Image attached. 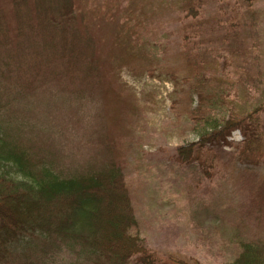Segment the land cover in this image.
<instances>
[{"label": "rangeland", "instance_id": "374dc122", "mask_svg": "<svg viewBox=\"0 0 264 264\" xmlns=\"http://www.w3.org/2000/svg\"><path fill=\"white\" fill-rule=\"evenodd\" d=\"M11 1H0L7 23L14 10ZM33 1L26 0L24 5L34 8ZM74 1L84 9L73 10L76 33L67 30L64 35L54 31L49 36H29L10 22L5 32L7 40L0 41V76L7 73L6 63L11 69L7 74L10 87L20 90L10 98L16 104L11 115L14 119L20 116L25 123L21 140L26 145L36 142L44 149L53 148L61 171L114 158L122 168L137 221L135 232L161 264H232L239 240L264 242V147L260 152L239 156L244 136L234 129L226 142L206 141L196 153L198 158L190 162L175 158L177 148L196 143L199 134L207 131L193 130L186 116L196 104L195 95L185 94V85L179 79L173 82L164 77L165 70H176L177 65L180 71L186 64L173 45L182 37L177 18L181 0ZM234 1L206 0L201 9L207 18L213 11L224 12L219 17H227L235 5L242 9L235 13L240 29L238 42L230 48L226 44L227 49L216 58L221 62L226 58L223 69L221 62H212L210 54L199 49H193L192 59H205L204 73L215 70L223 75L217 88L225 90V99L233 101L218 115L226 118L239 108L248 114L256 107L253 116L257 124L252 125L264 136V0H255L250 6ZM49 8L58 11L54 2ZM44 15L55 22L51 14ZM202 26V33H207L218 47L216 32L206 31L205 23ZM64 36L74 40L75 57L80 59L85 52L97 56V71L80 83H75L79 71L63 74L67 82L73 80L67 90L62 86L57 89L51 79L49 83H31L24 89L29 92L22 95L20 86L13 84L26 66L11 56V61L3 58L16 55L26 43L37 51L47 47L49 54H58ZM86 58L84 63L90 65ZM105 65L109 66L107 73ZM256 72L259 80L249 87L248 96L241 97L240 86L233 80ZM9 82H4L6 87ZM172 99L178 104L171 103ZM45 258L52 264H69L75 259L67 251L53 252Z\"/></svg>", "mask_w": 264, "mask_h": 264}, {"label": "trees", "instance_id": "16d2710c", "mask_svg": "<svg viewBox=\"0 0 264 264\" xmlns=\"http://www.w3.org/2000/svg\"><path fill=\"white\" fill-rule=\"evenodd\" d=\"M205 1L184 0V5L181 0L177 5L178 30L182 32V37L173 41V45L178 47L182 63L186 64L180 71L177 65L176 70H165L164 76L173 82L175 78L179 79L185 85V94L195 95L196 104L190 107L186 116L192 122L193 130L198 133L207 130L199 134L196 143L177 148L175 158L186 163L198 158L196 153L206 141L221 139L226 142V136L234 129H239L244 136L239 156L260 152L264 147L262 130L252 125L257 124L253 116L257 108L248 114H243L244 108H239L228 113L226 118L225 115H218L233 101L225 99V90L217 88L223 75L216 74L215 70L211 74L204 73L205 59L201 62L192 59L193 49H199L204 54H210L211 61L217 64L221 61L216 58L227 49L226 44L230 48L239 40L237 34L240 29L235 13L242 9L235 5L227 17H219L224 12L213 11L207 18L205 11L201 10ZM253 1L235 0L234 3L250 6ZM53 2L57 4L58 11L49 8ZM24 3L26 0L19 3L11 1L14 10L11 9L10 16L8 14V23L2 18L4 13H1L3 8L0 4V41L7 40L5 32L10 22L25 29L29 36L36 33H48L49 36L54 31H61L64 35L67 30L76 33L73 10L84 11L74 0H34V8ZM44 14L54 16L55 22H50L52 19ZM204 23L206 31L216 32L217 43H220L218 47H214L207 33H202ZM61 38L59 46L62 52L58 54L55 51L49 54L47 47L37 51L35 46L29 47L26 43L21 45L16 55L9 54L3 58L11 61V56L16 63L26 66L17 73L16 84H13L20 86L22 95L29 92L24 89H28L31 83H49L51 79L57 89L62 86L63 90H67L73 80L67 82L63 74L79 71L75 83H80L83 77L97 71L98 58L94 53L85 52L80 54L79 59L72 52L74 40H67L65 36ZM43 42L46 44L45 40ZM50 42L58 45L53 40ZM85 56L90 65L84 63ZM225 59L221 62L222 69ZM77 60L81 61L79 65ZM4 65L7 73L0 76V264H52L46 262L45 257L57 251H67L75 257L69 264H161L135 232L137 221L122 168L114 158L103 159L95 165H72L68 170L61 171L58 170L53 148L44 149L36 142L26 145L21 140L25 123L20 116L14 119L11 115L16 104L10 98L12 95L16 97L20 90L10 87L11 77L7 74L11 73V69L6 63ZM107 67L104 66L106 73ZM113 71L116 72L115 69ZM258 76L259 72L245 73L233 80L240 86L241 97L249 95V87L259 80ZM4 82H9L7 87ZM1 89L4 91L1 92ZM171 103L178 104L177 99H172ZM103 150L110 152L108 147ZM237 247L232 264H264V242L260 239L239 240ZM13 253H16L15 258H12Z\"/></svg>", "mask_w": 264, "mask_h": 264}]
</instances>
